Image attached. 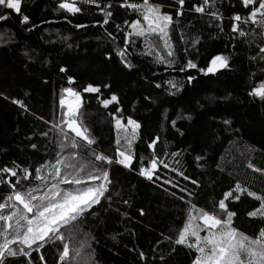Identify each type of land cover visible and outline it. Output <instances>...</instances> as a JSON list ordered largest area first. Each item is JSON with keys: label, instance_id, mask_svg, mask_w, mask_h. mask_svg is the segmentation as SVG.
I'll use <instances>...</instances> for the list:
<instances>
[{"label": "trees", "instance_id": "trees-1", "mask_svg": "<svg viewBox=\"0 0 264 264\" xmlns=\"http://www.w3.org/2000/svg\"><path fill=\"white\" fill-rule=\"evenodd\" d=\"M98 2L101 6L111 4L107 10L113 15L107 24L96 5L83 1L82 11L72 14L58 11L56 0H23L22 13L30 17L27 25L20 23V14L0 8V14L9 15L8 20L0 21V92L4 94L0 96V167H11L15 161L34 174L35 167L55 159L59 149L52 125L60 115V90L68 86L67 77L73 76L72 86L82 95L80 118L96 141L92 146L95 151L113 155L117 131L111 113L120 107L125 117L130 115L142 125L140 138L134 144L137 161L151 152L147 148L149 137L159 135L160 158L170 166L179 160L180 170L197 179L201 187L194 188L171 168L160 166L158 174L162 179L153 184L136 171L113 164L108 193L111 201L102 199L88 215L65 227L63 242L46 244L41 252L47 264H56L64 242L69 244L70 264H162L160 255L165 257L164 264H191L194 249L175 246L172 252L163 240V236L172 235L183 226L186 205L169 195L173 191L179 195L178 188L159 185L164 179H171L194 190L196 195L191 199L198 207H210L211 201L218 200L237 181L264 194V172L247 166L252 163L264 169V103L248 95L251 87L264 80V58L258 51L264 47V27L243 23L249 9L241 0H215V6L206 8L204 13L190 10L199 0H186L180 17L174 15L175 0H152L173 14L169 35L175 56L169 59L175 62L169 65L157 61V52L165 57L167 52L154 37L152 55L148 54L144 38L134 37L133 43L124 44L123 37L129 30L124 21L138 16L121 7L124 0ZM128 2L139 4L142 0ZM211 11L219 12L222 19L210 16ZM236 14L242 18L239 23L246 33L243 37L231 30ZM77 24L87 27L77 28ZM193 40L198 42L193 44ZM124 47L133 65L131 70L125 69L116 55ZM216 54L229 56V67L207 75L199 72ZM189 59L197 64V69L181 72ZM61 66L67 69L66 73L59 72ZM188 76L195 77L192 83L187 82ZM169 80L183 87L175 92L170 89ZM89 83L101 86V92L84 93L82 89ZM104 84L111 86V92L103 88ZM112 92L120 103L104 108L100 100ZM13 98L23 100L29 111L13 104ZM188 116L191 119L184 118ZM172 120H176L175 127ZM225 120L230 123L224 124ZM42 132L48 135L42 136ZM33 144L36 148H32ZM172 152L183 155L172 157ZM83 154L90 157V152ZM197 155L202 156V161H195ZM30 182L23 183L28 186ZM9 190L0 184V202ZM258 206L259 201L246 194L239 201L230 202V209L237 213L234 226L249 236L264 228V219L247 215ZM141 208L144 216L139 214ZM158 239L163 247L156 244ZM76 249L80 255L72 259ZM139 251L145 252L147 261L139 259ZM38 255L35 253L34 259ZM7 259L9 264H25L20 257Z\"/></svg>", "mask_w": 264, "mask_h": 264}, {"label": "snow or ice", "instance_id": "snow-or-ice-1", "mask_svg": "<svg viewBox=\"0 0 264 264\" xmlns=\"http://www.w3.org/2000/svg\"><path fill=\"white\" fill-rule=\"evenodd\" d=\"M243 6L249 9L247 17L243 23L251 22L260 24L264 27V0H241ZM85 4L96 5L99 11L103 13V23L107 24L113 13L107 9L111 4L101 6L98 0H83ZM186 0H175L176 10L174 15L180 17L183 15ZM23 0H0V8L6 10V13L15 12L21 15L20 23L27 25L30 17L22 13ZM215 0H199L197 4L192 5L191 11L204 13L206 8L214 7ZM121 7H126L138 14L136 19L125 20L128 31L123 37L125 45L134 42V37L144 38L145 47L148 54H153L155 44L152 43L154 37L158 43L163 44L167 56L156 53V59L159 63H174L175 51L169 35L174 24L173 14L163 10V5L152 2V0H142V3H129L124 0ZM58 11L76 14L82 11L80 0H59ZM216 19H222L217 11L208 13ZM8 14H0V21L8 20ZM241 16L236 14L232 17L231 30L233 33H239L245 36V31L240 26ZM77 28H84L87 25L77 24ZM119 29V25H117ZM221 31L223 29L221 28ZM264 34V33H262ZM111 37V33L108 34ZM115 39V37H112ZM183 39V36L181 37ZM193 40L192 43H197ZM264 43V41H262ZM261 58H264V47L259 48ZM27 55V53H26ZM120 57V63L125 69L131 70L133 65L127 59V47L116 51ZM229 56L223 54L213 55L206 68L198 69L205 75L216 73L220 69L229 67ZM197 69V64L193 60H187L186 64L180 68ZM60 73H66L67 69L59 67ZM195 77L188 76L187 82L192 83ZM67 87H63L59 93L60 115L57 122L53 123L52 130L56 132L58 151L55 153L54 160H46L35 167L34 174L28 167L21 168L20 165L12 162L11 167H0V184H4L10 189L3 196L0 202V264H9L7 258L20 257L25 260V264H47L46 258L41 252L46 244L51 241L65 240L63 229L81 217L86 216L96 205H100L102 199L111 201L112 197L108 195L112 180L110 178V166L113 164L122 166L130 171H136L140 177L156 184L157 180L162 179L158 170L160 166L164 169L171 168L184 181H189L194 188H200L201 184L197 179L191 178L183 170H180V161H175V166H170L160 158L157 145L160 136L149 137L147 148L151 149L147 157H140L137 161V155L134 150V144L140 138L141 123L132 116L125 117L120 107H116L115 112L111 113L114 127L117 131L116 147L113 155H107L103 151H95L92 148L96 144L91 136L90 130L80 118L82 108V95L72 85L75 83L73 76L67 77ZM170 89L179 92L183 85L177 86L176 81L167 82ZM160 87L159 84L156 85ZM103 88L111 92V86L104 84ZM84 93L101 92V86L91 83L83 87ZM172 94H175L174 92ZM4 94L0 92V96ZM248 95L253 99H258L264 103V80H260L255 86L251 87ZM8 97H5L7 99ZM99 98V97H98ZM149 99V97H145ZM13 104L20 109L29 111L23 100L13 98ZM104 108L110 104H119L120 100L116 93L100 100ZM43 119V117H40ZM180 118V117H178ZM191 119L190 116L184 117ZM229 124L230 121H223ZM173 127L176 126V120H172ZM184 133H181L183 135ZM42 136H47V132H42ZM32 148H36L33 144ZM84 152H90V157L86 158ZM169 155L178 157L182 152H172ZM196 162L202 161V156L197 155ZM137 161V165H134ZM200 164L197 163V167ZM248 168L255 172H264V169L255 167L249 163ZM10 178H15L14 182ZM31 181L28 186L23 182ZM171 185L172 188H178L177 192H170L169 195L183 201L186 205V218L183 226L179 227L172 235L163 236L175 252V246H185L188 249L195 250V256L191 264H264V228H261L255 236H249L241 232L234 226L233 219L237 213L230 209L231 201H239L241 196L247 195L259 201V206L252 211H248L249 217H259L264 219V194H258L249 187L242 185L237 181L229 190L223 192L218 200L210 202L204 207H198L192 203V197L196 195L194 190L186 186H180L171 179H164L160 187ZM168 191V189H164ZM188 197V199L185 198ZM128 204L127 200L123 201ZM140 216L145 212L139 209ZM201 233H204L203 235ZM157 245L163 247V242L158 239ZM39 253L34 259V254ZM80 255V250H75L72 259ZM139 259L147 261L145 252H138ZM70 248L67 242L63 243L62 251L59 253L56 264H70ZM159 260L164 264L165 257L160 255Z\"/></svg>", "mask_w": 264, "mask_h": 264}, {"label": "built area", "instance_id": "built-area-1", "mask_svg": "<svg viewBox=\"0 0 264 264\" xmlns=\"http://www.w3.org/2000/svg\"><path fill=\"white\" fill-rule=\"evenodd\" d=\"M80 1H83V0H80ZM56 2H58V3H59V0H56Z\"/></svg>", "mask_w": 264, "mask_h": 264}, {"label": "rangeland", "instance_id": "rangeland-1", "mask_svg": "<svg viewBox=\"0 0 264 264\" xmlns=\"http://www.w3.org/2000/svg\"><path fill=\"white\" fill-rule=\"evenodd\" d=\"M202 235L204 234V233H201Z\"/></svg>", "mask_w": 264, "mask_h": 264}]
</instances>
